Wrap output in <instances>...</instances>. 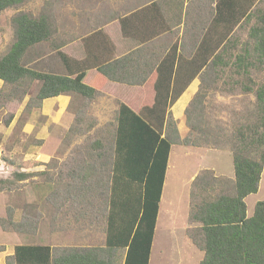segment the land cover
<instances>
[{
    "label": "rangeland",
    "instance_id": "374dc122",
    "mask_svg": "<svg viewBox=\"0 0 264 264\" xmlns=\"http://www.w3.org/2000/svg\"><path fill=\"white\" fill-rule=\"evenodd\" d=\"M109 1L111 0H28L19 7L7 8L0 12V55L7 51L13 41L14 31L11 17L16 12L26 11L35 16L44 13L50 18L53 34L49 40L31 48L25 56L26 66L37 71L60 72L61 70L57 66V39L64 38L65 43L72 41L67 35L73 28L75 11L77 10L78 14V9H80L78 7L103 6L105 2ZM251 6V2L244 3L245 11L249 12L248 15L226 40L223 53L219 51L218 66L210 64L208 73L202 77L198 96L185 108L182 116L185 123L179 124L182 137L186 136L184 142H198L201 145H184L178 141L180 144L177 142L172 147L162 207L167 213L170 212L171 226L174 227V230L173 232L169 230V217L167 215L164 219V215H166L164 214L161 224L158 225V229H155L156 235H154L150 252V264H199L203 257V251L193 241V235L198 233L196 230L200 224L194 222L191 227L182 224L193 223V221H190V208L184 205V194L180 191L182 189L184 191L182 185L186 184L189 174L201 164L210 165L218 173L233 175L230 149L232 135L239 124L255 121L257 109L255 91L258 85L264 83V58H259L258 54L252 50L254 40L250 37L249 32L251 27L264 24L262 22L264 0H259L255 6ZM63 32L65 37L60 36V33ZM248 50L249 55H247ZM42 55H44V61ZM238 55L251 60L249 76L239 73V70L236 69ZM38 87L37 81H33L29 85L26 96L16 106L13 113V116L18 114L13 128L4 138H1L3 133L2 127H0V141L3 143L0 146V180H6L0 182V217L7 218V220L12 219L19 224L17 230H5L0 226V250L7 248V254L3 259L4 263L11 259L9 255H11L13 245L18 243L71 245L76 240L75 229L77 226L73 222L69 224L70 221H67L64 216H60L63 218L57 225L56 212L62 210L59 213L64 214V211H74V209L58 207L57 203L60 198L63 201L65 195L69 200H74L75 196L79 194L80 187L74 191L69 183L68 190V187L64 185L68 180L60 178L55 168L51 169L52 172L42 171L39 162H34L31 166L29 161L19 160V156L26 153L40 154L44 151L53 154L81 153L94 156H97L98 152L105 151V154L109 155L113 148V141L108 142L111 136L109 130L114 127V124L105 129L101 124H94L95 121L92 115L88 114L85 106L79 107L74 112V117L68 121L71 122V126L64 139L58 140L54 135L44 145V139L40 135L41 125L48 124L49 131L52 130L54 133L57 128L56 123L48 118L50 114L44 111L43 100L39 105L35 104ZM6 89L14 92L12 86H7ZM16 104L3 105L0 101V126L6 124V120L10 118L9 110L13 109ZM48 109L49 112L54 110L55 103ZM142 115L145 116V113ZM110 116L116 118L117 113L110 114ZM13 119L14 117L7 125ZM27 122H32V128L25 127ZM172 130V126H168L166 134L169 135V138L174 139L175 135ZM198 130L202 132L199 133ZM104 131L107 136L100 137ZM98 142L103 147H98ZM199 153L200 157L198 158ZM11 156L15 159H11ZM97 158L98 166L110 170V165L105 164L104 156H97ZM9 159L18 163L24 162L26 172L10 169L8 167ZM52 163L55 164L54 160ZM206 170H211L215 174L212 169L207 168ZM17 174H21V176L19 177ZM217 176L227 177L221 174H217ZM76 183L80 184V181ZM214 188L219 190L217 187ZM214 188L208 192L209 195L215 193ZM189 189L190 196L192 187L190 186ZM262 198H264V168L261 172L257 192L248 195L245 199L247 216L252 215L255 201ZM10 214L12 218H10ZM73 228L74 230H72ZM55 231H58L59 236L61 235L63 240L60 241L62 242L52 241V237L56 236V233H53ZM58 247L64 246H54V255L57 254Z\"/></svg>",
    "mask_w": 264,
    "mask_h": 264
},
{
    "label": "trees",
    "instance_id": "16d2710c",
    "mask_svg": "<svg viewBox=\"0 0 264 264\" xmlns=\"http://www.w3.org/2000/svg\"><path fill=\"white\" fill-rule=\"evenodd\" d=\"M27 1L0 0V12L19 7ZM222 1L226 3L230 0ZM238 2L236 0V4ZM262 18L264 23V16ZM49 20L44 13L35 16L26 11H18L11 17L14 38L7 51L0 55V79L3 83L0 101L3 105L17 104L9 110L10 118L5 125L14 117L16 106L26 96L33 81L39 83L35 95V104L39 105L43 99L62 93L90 98L105 83L106 77L113 79L117 75L121 79L120 72L113 66V63L119 64L121 59L100 66L101 74H97L88 84L84 83L87 76L85 71L71 77L27 67L25 56L31 48L49 40L53 34ZM249 34L254 40L252 50L259 58H264V24L251 27ZM57 40L58 51L66 41L60 37ZM249 53L248 50L247 55ZM59 54L65 61L67 56L61 52ZM250 61L241 55L236 57L239 73L249 76ZM201 81L202 77L200 85ZM126 82L133 83L128 79ZM7 86H12L14 92L7 90ZM200 88L190 103L198 96ZM255 98V121L239 124L230 140L234 178L219 177L205 169L192 182L189 217L190 221L200 223L196 230L198 233L193 235V241L203 251L199 264H264V198L256 201L250 216L246 214L244 200L247 195L257 191L264 168V83L257 86ZM175 99L176 96L155 95L153 105L145 114L148 118L120 103L116 123L109 130L111 136L108 143L113 141L111 154L107 155L105 151L97 154L98 157H106L105 164L110 165L112 172L111 175L107 173L106 178L103 176L100 182L106 188L109 200L106 245L126 248L123 264H148L171 145L178 141L184 145H201L198 142H184L186 136L182 137L178 131L170 111L166 113L168 103ZM164 120L166 124H155ZM167 125L173 128L174 139L166 134ZM98 147L103 146L98 142ZM75 184L76 188L82 185ZM213 188L215 193L209 195ZM0 226L5 230H17L19 224L0 217ZM58 248L54 255V249L49 245H16L9 255L11 259L5 264H106L99 253L104 248Z\"/></svg>",
    "mask_w": 264,
    "mask_h": 264
},
{
    "label": "crops",
    "instance_id": "0c3cea01",
    "mask_svg": "<svg viewBox=\"0 0 264 264\" xmlns=\"http://www.w3.org/2000/svg\"><path fill=\"white\" fill-rule=\"evenodd\" d=\"M250 1L239 0L236 4V0L226 3L222 0H111L105 2L103 6L78 7L80 9L78 14L77 10L75 11L73 28L67 35L72 41L59 47L57 51V66L61 71L56 73L75 77L78 72L85 71L87 76L84 83L88 84L97 74H101L100 66L121 59L119 64L113 63L115 70L120 72L121 79L119 80L117 75L113 79L106 77L105 83L97 88L90 98L62 93L43 99L42 107L50 114L48 118L56 123L57 128L54 133L52 130L49 131L48 124L41 125L40 135L44 139V145L54 135L58 140L64 139L71 126V122L68 121L74 117V112L79 107L85 106L88 114L92 115L94 124H101L105 129L116 123V118H112L110 114L118 112L120 103L128 105L137 113L146 114L154 103L155 95L168 98L176 96L174 101L168 103L166 113L170 111L181 134L179 124L185 123L182 116L199 89L201 77L208 73V65L218 66L219 51L223 53L226 40L248 15L244 3ZM258 1L254 0L251 7ZM60 36L65 37L64 32L60 33ZM59 52L67 56L65 61ZM42 59L44 61V55ZM126 79L133 83H127ZM1 84L0 79V86ZM53 103L55 109L49 112L48 108ZM17 117L18 114H15L13 121L8 125L1 124L3 133L1 138L11 131ZM143 117L148 118L146 115ZM31 123L27 122L25 127L32 128ZM155 124L166 123L164 120ZM104 136H107L105 131L100 134V137ZM2 145L0 141V146ZM173 145L175 144L171 145L168 155L152 243L156 235L155 229L161 224L164 214H166L164 219L167 215L169 217V230L171 232L174 230L171 226L170 212L167 213L162 207ZM11 159L15 158L11 156ZM11 159L8 161L10 169L26 172L24 162L18 163ZM18 159L29 161L31 166L34 162H39L42 171L52 172L51 169L55 168L60 178L68 180L64 185L68 187L71 183L74 191L77 190L75 184L77 181L82 184L74 200H69L65 195L63 201L60 198L57 203L58 207L74 209L64 211V214L59 213L62 210L57 211L56 219L57 225L63 218L60 216H64L70 221L69 224L73 222L77 226L75 242L71 245H43L84 249L100 247L104 248L99 251L100 259H105L106 264L124 263L126 248H112L106 245L109 200L106 188L100 182L103 181L101 179L103 176L106 178V174L111 175L112 172L98 166L97 156L81 153L53 154L44 151L40 154L26 153L20 155ZM53 160L55 164L52 163ZM207 168L212 169L216 175L234 178V173L233 175L218 173L210 165H199L189 174L186 184L182 185L184 191L183 189L180 191L184 194L186 207L191 208L189 188L192 187L194 178L200 170ZM67 189L69 190V187ZM182 224L191 227L194 221ZM53 233H56V236L52 237L53 242L63 240L58 231ZM20 244L22 243L16 245ZM15 246L13 245V249ZM6 250L7 248L0 250V264H5L3 259L7 254ZM150 257L149 255L148 264Z\"/></svg>",
    "mask_w": 264,
    "mask_h": 264
}]
</instances>
